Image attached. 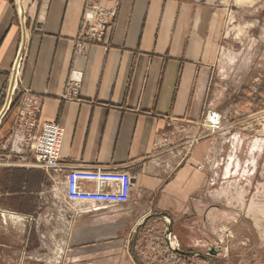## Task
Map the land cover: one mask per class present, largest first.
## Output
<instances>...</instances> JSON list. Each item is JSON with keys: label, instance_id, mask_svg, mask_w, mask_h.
Returning a JSON list of instances; mask_svg holds the SVG:
<instances>
[{"label": "crops", "instance_id": "obj_1", "mask_svg": "<svg viewBox=\"0 0 264 264\" xmlns=\"http://www.w3.org/2000/svg\"><path fill=\"white\" fill-rule=\"evenodd\" d=\"M87 1L0 0V209L17 215L0 216V264H135L124 249L129 227L132 233L154 211L188 215L205 185L198 168L205 142L188 141L193 156L180 166L171 152L203 129L232 0H92L115 12L114 24L104 44L77 54ZM21 48L17 93L5 112ZM72 70L83 80L79 99L67 101ZM24 92L42 99V121L62 126L65 162L132 172L130 205L68 213L67 238L55 233L54 175L35 164L27 145L12 141ZM152 224L139 233V258L168 264L161 239L148 237ZM44 232L62 241L57 258L38 238Z\"/></svg>", "mask_w": 264, "mask_h": 264}, {"label": "rangeland", "instance_id": "obj_2", "mask_svg": "<svg viewBox=\"0 0 264 264\" xmlns=\"http://www.w3.org/2000/svg\"><path fill=\"white\" fill-rule=\"evenodd\" d=\"M245 1L238 4L232 0L229 5L219 65L207 99L206 114L215 111L221 120L215 128L207 124L197 134L185 135L182 141L185 144L174 145L171 154L174 162L187 155L186 163L193 156V145L206 143L202 161L198 163L206 178L204 188L190 205L188 215H172L173 236L180 250L199 252L215 264H264V107L258 96L259 89L264 90V0ZM242 95L245 98L241 100L251 102L247 108H240L245 101L236 104ZM176 133L174 136L178 137ZM188 141L194 144L186 146ZM65 207H55V212ZM57 217L59 224L54 230L60 236L64 228ZM150 221L154 225L148 237L161 239L158 244H164L162 236L168 221L163 218ZM47 227L52 231L51 226ZM46 232L38 238L46 244V252L49 249L48 254L57 258L58 253L53 255V250L62 241L56 234ZM130 232L124 249L132 260L134 229ZM67 250L64 249L65 254ZM211 250L219 254L210 256ZM67 258L63 257L61 262L65 263ZM186 264L208 263L192 257Z\"/></svg>", "mask_w": 264, "mask_h": 264}, {"label": "built area", "instance_id": "obj_3", "mask_svg": "<svg viewBox=\"0 0 264 264\" xmlns=\"http://www.w3.org/2000/svg\"><path fill=\"white\" fill-rule=\"evenodd\" d=\"M115 12L105 10L97 2L88 0L82 17V32L78 38L76 53L86 51L93 44H104L114 24ZM23 63V48L14 65V76L8 94L9 109L13 97L17 93V80ZM82 73L72 70L67 83L64 100L75 101L80 97ZM18 116L12 141L27 145L35 164L54 175L52 192L55 196L53 207L60 208L59 218L63 223L61 236L67 238L69 214L71 217L97 212L101 209L130 205L135 191V179L127 168L87 167L65 162L61 157L63 128L57 122H44L40 118L42 99L30 92L21 93L17 98ZM4 112V113H5ZM211 112L217 121L213 124L208 120ZM215 111H208L203 126L215 128L221 117ZM175 128V126H174ZM175 132V130H174ZM178 132V131H176ZM173 152V151H172ZM171 152V154H172ZM181 155V153L179 154ZM187 155L180 157V166ZM170 161V160H168ZM0 216H17L0 209ZM171 244L177 242L173 235L169 237ZM178 244V243H177ZM176 247H178L176 245Z\"/></svg>", "mask_w": 264, "mask_h": 264}, {"label": "water", "instance_id": "obj_4", "mask_svg": "<svg viewBox=\"0 0 264 264\" xmlns=\"http://www.w3.org/2000/svg\"><path fill=\"white\" fill-rule=\"evenodd\" d=\"M20 8H21V12H24V9L22 10V6L21 5H20ZM153 218H163V219H166L168 221V227H167L166 232H165V239H166V242H167V244H168V246H169L171 251H173V252H175L177 254L186 256V257H193V258L202 259V260L206 261L208 264H215L214 261L211 258H209L208 256H205V255H203V254H201L199 252L182 251L178 247H176L175 244H171L170 243L169 237L171 235H173V227H174L175 221H174V218L172 217L171 214H169L167 212H164V211L152 212V213L146 215L135 226L134 236H133V239H132L131 251H130V254H131L132 259L135 262V264H142L140 259L138 258L137 254H136V239H137V235H138L139 231L142 228H144L147 225V223ZM218 254H219V252L216 251V250H211L210 253H209L210 256H217Z\"/></svg>", "mask_w": 264, "mask_h": 264}, {"label": "trees", "instance_id": "obj_5", "mask_svg": "<svg viewBox=\"0 0 264 264\" xmlns=\"http://www.w3.org/2000/svg\"><path fill=\"white\" fill-rule=\"evenodd\" d=\"M263 92H264L263 88H260L258 96H259V98H260V100H261V102L263 104V107H264V95L261 94ZM244 96L245 95L240 96V98L238 99V101L236 103L237 105H239V104H241L240 102L245 101L244 103H242V106L240 105L241 106L240 108H247L251 104L250 100H248V99L241 100V99L245 98ZM12 108L13 107H11V110H12ZM10 111L8 112V115H9ZM141 230H143V228ZM141 230L139 231V233L141 232ZM138 237H139V235H138ZM138 237L136 239V254H137L138 258H139V254H138V250H137V248H138L137 247ZM164 241H165V243L163 245V249H165V251L168 253L167 258H166L168 260V264H186V262H188L189 259L192 258V257L183 256V255H180V254H177V253L171 251L169 246H168V244H167V242H166L165 235H164ZM140 261H141V259H140ZM141 263L143 264L142 261H141Z\"/></svg>", "mask_w": 264, "mask_h": 264}, {"label": "bare ground", "instance_id": "obj_6", "mask_svg": "<svg viewBox=\"0 0 264 264\" xmlns=\"http://www.w3.org/2000/svg\"><path fill=\"white\" fill-rule=\"evenodd\" d=\"M213 115H216V114H215L214 112H211L210 115H209V117H208V120L214 124V123L217 121V119H215V118L213 117ZM219 118H220V117H218V119H219Z\"/></svg>", "mask_w": 264, "mask_h": 264}]
</instances>
